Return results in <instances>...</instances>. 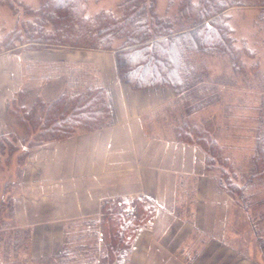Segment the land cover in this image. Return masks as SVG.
<instances>
[{
    "label": "crops",
    "instance_id": "1",
    "mask_svg": "<svg viewBox=\"0 0 264 264\" xmlns=\"http://www.w3.org/2000/svg\"><path fill=\"white\" fill-rule=\"evenodd\" d=\"M45 50L44 59L0 55V64L13 60L14 65L0 71V137L11 136L6 106L21 91L51 102L99 87L111 117L92 131L43 143L45 153L30 161L27 173L37 196L30 206L45 212L22 225L31 232L34 258L64 257L72 222L88 221L100 230L104 205L119 199L130 209L133 198L144 197L154 215L137 233L131 261L138 252L141 264H246L245 255L223 235L229 200L207 176L204 155L167 135L176 132L171 121L175 95L162 88L130 90L119 82L110 52ZM86 67H92L88 74ZM85 236L83 245L91 240Z\"/></svg>",
    "mask_w": 264,
    "mask_h": 264
},
{
    "label": "trees",
    "instance_id": "2",
    "mask_svg": "<svg viewBox=\"0 0 264 264\" xmlns=\"http://www.w3.org/2000/svg\"><path fill=\"white\" fill-rule=\"evenodd\" d=\"M6 2L15 18L7 30L0 25V54L17 51V47L33 51L64 48L110 52L119 82L135 92L170 88L176 93L175 85L183 83L187 76L182 57L188 58L191 52L218 53L227 59L232 70L253 73V78L257 79L253 82L254 87L242 88L251 89L255 96L243 95V102L246 105L255 98L254 106H251L260 112L256 118L261 132H257L250 171L240 184L236 182L237 175L228 159L222 157L221 148L202 127L180 126L176 135L180 141L189 144H193L191 140L195 137L196 145L206 156L207 168L210 162H217L219 189L243 211L249 209L247 215L255 221L252 227L255 241L264 247V227L258 223L264 211L257 217L253 193L244 194L247 184L249 188L253 180L264 192V0H179L173 14L168 6L159 13L158 0H121L112 7L93 12L89 9V0H36L34 6H21L17 0ZM233 6L259 7L253 41L245 39L242 42L233 36L226 14ZM46 104V108L41 107V113L57 119L45 123L49 126H44L42 132L56 136L52 140L71 137L77 127L86 131L97 129L111 116L102 88L59 96ZM9 139L11 136H1L0 146L6 145ZM129 206L130 209H126V204L118 199L102 207L101 242L106 258L113 264L124 256V248H132L140 226L154 213L153 205L144 197L133 198ZM23 229L16 228L14 237L24 236L30 244L31 232ZM120 246L123 248L119 250Z\"/></svg>",
    "mask_w": 264,
    "mask_h": 264
},
{
    "label": "rangeland",
    "instance_id": "3",
    "mask_svg": "<svg viewBox=\"0 0 264 264\" xmlns=\"http://www.w3.org/2000/svg\"><path fill=\"white\" fill-rule=\"evenodd\" d=\"M17 1L21 2V6H34L36 4V0ZM119 1L121 0H89V9L92 12L97 11L101 8L112 7ZM178 1L158 0L157 10L159 13H163L168 6L169 12L173 14ZM10 7L6 0H0V25L5 30L11 28L15 18L10 11L11 9H9ZM259 11L258 6H233L227 9L226 14L229 16L230 28L233 30L235 38L242 42L246 40L253 41ZM256 37L259 36L256 35ZM15 49L17 51L4 53L31 55L30 58L34 59L48 58L43 54L44 51L47 52L46 48L39 51L22 50L24 49L22 47ZM188 58L187 56L186 58L182 57V61L187 60V62L183 61L187 76H185L183 83L175 85L177 92L175 93L170 88H162L175 95L173 100L176 101H174L173 109L176 111L171 117L172 125L176 130L180 126L188 128L190 125H194L207 131L209 138L214 139L221 148L222 157L228 159L229 164L233 167L237 175L236 182L240 184L244 180L243 176H247V172L250 171V160L254 152L255 140L258 133L261 132V125H259L256 118L260 112L256 107L251 106L252 104L254 106L255 98H253V102L246 105L243 102V95L247 97L252 95L249 98L255 96L250 91L251 89L246 88H253V82L257 79L253 78V73L232 70L227 59L218 53L201 54L191 52L188 54ZM12 61L0 64V71L6 64L8 67L10 66L11 71L14 66ZM38 70L40 69L38 68ZM38 70H35L33 74H41L36 72ZM91 70L92 67H86L87 74ZM238 82L240 85L236 86ZM91 88L97 87L93 86L87 89ZM30 92L24 93L21 91L15 95L14 102H9L6 119L10 124L8 132L11 139L6 145L0 146V264H93V262H96V264H113L106 258L104 244L97 240L100 235L98 231L101 230L90 228L89 223L87 224L88 221L85 223L81 221V225L72 222L74 227L72 225L67 230V236L65 237L64 257L59 256L57 260L56 257L34 258L31 243L29 244L24 236L17 239L14 237L16 228H22L23 224L34 221L37 216L45 214V212H38L37 208L30 206L32 203L36 204L37 196L31 191L30 174L27 171L30 161L36 159L37 155L40 157L45 153L46 149L41 148V145L51 141L52 137L56 139V136L51 135V133L45 135L42 131L46 128L44 126H49L45 123H52L57 118L50 119L44 115V112L41 113V107L46 108L48 102L34 100L35 94L33 93L35 92ZM109 121L110 118L102 126ZM168 121H170L169 118ZM81 129L83 130V127L75 128L71 135L76 134ZM167 135L170 137L175 136V139L180 141L175 131H169ZM191 143L193 144L188 143L187 145L198 148L195 137L191 140ZM199 151L204 155L200 149ZM204 157L206 166V156L204 155ZM216 163V161L214 163L210 162L208 168L206 167V173L215 184V187L219 189L216 182L219 176V170H216L215 167ZM255 181L251 182L249 188L247 184L244 194L247 196V193H253V206L258 213L257 217H259L260 211H264V192L261 190L262 187L257 185ZM221 192L226 200H229L227 205L229 210L224 217L227 222L222 230L223 235L230 238V246L234 251L245 255L246 264H264V247L257 240L255 241L252 231L255 221L248 217L247 212L249 209L243 211L241 206H238L231 197L224 191ZM153 215L154 213L142 223L140 229L153 218ZM131 218H133V215ZM258 223L264 227V215ZM23 228V231H29L30 233L28 228ZM40 232L37 231V235L44 239L43 233ZM84 235L91 238L87 245L81 244L80 241ZM262 235L264 236V233ZM122 248L123 246H120L118 249ZM125 249H123V253L121 252L124 254L123 258L119 257L115 264H131V262L132 264H141L142 261L138 260V252H135L134 260L131 261L133 246L128 250ZM38 252H40V245ZM136 256L138 257L136 258ZM229 262V264H233L231 261ZM221 264H226V261L223 260ZM235 264L237 263L235 262Z\"/></svg>",
    "mask_w": 264,
    "mask_h": 264
},
{
    "label": "built area",
    "instance_id": "4",
    "mask_svg": "<svg viewBox=\"0 0 264 264\" xmlns=\"http://www.w3.org/2000/svg\"><path fill=\"white\" fill-rule=\"evenodd\" d=\"M130 213L128 212L127 215H129Z\"/></svg>",
    "mask_w": 264,
    "mask_h": 264
}]
</instances>
